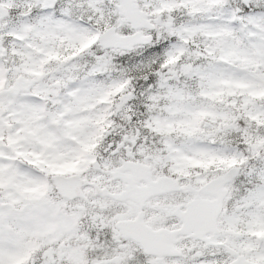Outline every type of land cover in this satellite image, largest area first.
Here are the masks:
<instances>
[{
    "label": "snow or ice",
    "instance_id": "snow-or-ice-1",
    "mask_svg": "<svg viewBox=\"0 0 264 264\" xmlns=\"http://www.w3.org/2000/svg\"><path fill=\"white\" fill-rule=\"evenodd\" d=\"M0 264H264V0H0Z\"/></svg>",
    "mask_w": 264,
    "mask_h": 264
}]
</instances>
